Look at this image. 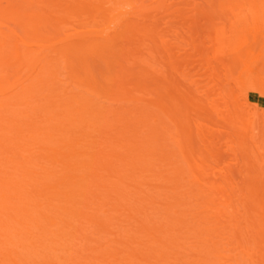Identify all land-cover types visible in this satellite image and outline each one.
Masks as SVG:
<instances>
[{
	"label": "bare ground",
	"instance_id": "bare-ground-1",
	"mask_svg": "<svg viewBox=\"0 0 264 264\" xmlns=\"http://www.w3.org/2000/svg\"><path fill=\"white\" fill-rule=\"evenodd\" d=\"M122 1L0 0V264H212L213 257H217V245H209L213 228L205 227V221L197 219L199 213H208L206 217L210 218L212 207L207 196L203 194L201 197L206 206L200 212L193 204L186 206L191 204L188 200L194 198L196 182L202 186V192L208 190L212 193L218 185L216 182L214 186L209 184L208 170L202 167L204 159L193 156L189 121L196 111L197 115L205 116V112L210 114L217 105L212 101L210 107H205L201 100L205 91H208L207 95L214 89L216 92L214 86H220L217 90L222 86L228 90L224 81L215 83L214 79L219 80L216 77L219 70H226V75L229 71L236 74L235 70L232 71L233 59L235 63L238 62L236 58L239 60V64H235L237 66L247 65L248 59L251 62L250 57H255L254 45L256 47L261 42H258L257 33L264 30V23L260 22L264 17V0H250L245 9L236 12V21L230 23L236 24L237 31L231 30L238 35L242 32H238L242 30L241 26L246 28L243 35L253 28L252 33L245 34V38L248 36L246 39L234 33L235 38L230 32L216 40L221 43L222 49L217 46L218 53H215L218 57L220 53L224 55L220 63L225 67L232 59V64L223 68L219 58L217 63L222 66L221 69L212 60L211 64L198 67V76H201L211 65L209 74L206 72L203 75L208 79L213 75L209 81L213 80L212 85L216 84L211 86V90L201 91L197 87L202 96L200 92L192 96L191 85L194 82L185 87L180 82L183 87L178 88L179 83L175 82L174 76L172 92L166 85L167 74L149 72L152 63L145 56V59L140 57L145 50L141 52L138 49L142 47L137 46L141 52L139 58L137 50L129 46L132 37L144 41L142 38L148 36L149 25L138 27L136 17L133 18L136 24L128 23L124 18L129 12L138 10L139 13L133 15L142 12V17L144 11L140 12V9H145V3H141L143 7L138 6L137 10L138 3H134L138 0H130L134 10L127 12L128 6L124 5L128 4V0ZM148 6L146 4V8ZM125 7L126 10H122ZM147 10L145 15L150 17ZM143 18L146 17L143 15ZM239 21L243 24L239 25ZM244 21L251 23L250 26L246 24L250 28L245 26ZM252 24H255L254 27ZM128 32V36L124 35ZM232 38H235V43L231 42ZM227 45L233 46L229 50L231 54L223 52L224 48L227 50ZM260 46L264 49V43ZM232 51H235L234 56ZM90 58L98 59L105 67V71L98 74L100 80L89 64ZM192 58L185 61L186 67L183 65L180 72L187 68L184 71H188L189 76L196 75V70H192L193 74L189 71L192 66L187 67L193 61V67H196L198 59ZM243 59H247L245 64ZM180 65L182 63H178ZM211 67L213 73L210 75ZM216 70L219 72L216 73ZM185 72L180 75L187 77ZM233 73L230 74L233 79L231 85L228 83L230 75L226 76L229 78L227 82L225 80L233 91L225 90L227 96L224 90H220L223 94L219 91L214 93L221 94L217 99L221 102L218 107L229 99L227 105L222 106L223 113H218L221 115L219 122L225 123V128H228L225 132L229 137L237 132L234 138L241 145L238 135L243 138L242 133L248 127L243 124L246 127L243 129L240 126L245 123L241 119L247 117L241 112L243 100L241 103L239 96L247 93L239 77L235 80L238 83H235L240 84V87L236 84L239 87L237 90L240 89L237 94H240L234 93L232 82L239 75L237 73L235 77ZM63 74L64 78H60ZM186 87L191 88L190 92L185 90ZM228 93L232 96L229 97ZM100 97L109 103L135 104L112 108L95 101ZM228 106L239 110L233 107L229 110ZM227 112L231 114L229 117ZM224 117L228 118L224 119L227 120L225 122ZM228 121L232 126L227 124ZM261 122L264 123V119ZM260 140L256 143H262ZM171 145L176 148L173 153H170ZM214 146L211 141L202 143L203 154L214 160L223 158L231 150L228 147L224 150L227 152H223L221 147L219 151V147ZM247 147L246 150L249 152L250 148L253 153L252 146ZM242 150L238 153L241 154ZM255 156L257 159L258 154L254 153ZM223 179L230 180L231 175ZM147 181H157L159 186L148 187ZM150 188L155 191L148 192ZM160 189H163L162 193ZM160 199L165 201L162 207L156 205ZM159 213V219L153 216ZM192 219L195 220L192 222ZM113 224L117 226L113 227ZM207 236L212 238L209 240ZM187 238L192 239L188 247ZM197 242L198 246L195 245ZM186 247L202 256L197 257L199 254L194 253L196 258L192 253L191 257L186 252L184 255L187 258L184 259V256L181 259ZM188 258L193 259L189 262Z\"/></svg>",
	"mask_w": 264,
	"mask_h": 264
},
{
	"label": "rangeland",
	"instance_id": "rangeland-1",
	"mask_svg": "<svg viewBox=\"0 0 264 264\" xmlns=\"http://www.w3.org/2000/svg\"><path fill=\"white\" fill-rule=\"evenodd\" d=\"M124 1H127V0H124ZM129 1L130 0L127 1L128 2V4L126 3L127 5L126 4L124 5L125 2L123 3L124 6H128L127 10H126V7L123 8L122 10H126L128 12L129 10L132 9L130 4H129ZM143 1L144 0H141V2H139V0H138V2H135L134 5L136 3H138L136 5L135 9L138 10V6L141 7L142 6L141 3L142 4L145 3V5H143V6H145L146 10L148 8L147 11H148V13L150 12L148 14V15H150V17L145 15L146 11H145L143 6H142L143 8L141 7L142 9H140V12H141V10L144 11L143 15H144V17H146L145 19L143 18V15H142V17L140 16L142 12L140 13V15L137 14L138 16L137 15L134 16L133 15L134 13L135 14L137 12L139 13V10L138 11L135 10L136 12H133L132 10H134V9L131 10L132 12H129L126 16H124V18H126L125 20H127L128 23L136 24L135 22L137 21L138 27H142V25L144 27H146L147 25H149V26H147V28H148L147 29L148 30L147 35L148 36L145 35L146 37L142 38V40L144 39V41H140L141 38L137 37L138 40H135L136 37H135V39H134V37H132L133 39L131 38L130 40H132L133 42L134 41H136V42H134V44H133V42L131 41L132 44L130 43V45H129L130 48L131 49L134 48L133 50L135 51V50H137V48L142 47V48H139L138 50H140L142 52V49H144L146 51L145 52L143 50L144 52H142V54L140 55L141 52L139 53V51L137 50V52L139 53V54H137V56L138 55H140V57L145 56V58H147L146 60L147 61L149 60L148 62L152 63V65L149 66V68H148L150 73L162 71L164 74H167L168 82L166 83V85H168V89L170 91L173 92V89H174L173 88L174 84H175V83H173L174 82V76L176 78L175 82L178 81V83H179L178 88H179V86L181 87L183 84L185 87V85L187 86L191 82L192 83L194 82L195 84H196V82L198 83L197 86L194 85V83L191 85L192 86L191 87L192 88V91H191L192 96H193V94L198 95L200 93H201L200 96H202L203 93L201 91L205 90L207 88H210V90H211V88H212L211 86L216 85V84L212 85L211 82H213V80L209 81V79L210 78L212 79V76H213V75H211L213 73V67H211L212 71L210 73L211 77L209 79L207 78V76H204V75H206V72L210 71L211 65H208V67H209L208 71L207 70L204 71L205 69H207L206 67L204 70H202V72L204 71L205 74L203 73L204 75L201 74V76H198V75H200L199 74L200 70L198 71L197 69L200 65L207 66V64H209V63L211 64V62H210L211 60L217 63V60L220 58L219 59V63H220V60L223 59L222 57H224V55L222 56V53H220L221 55H219V57L217 56L218 55L217 54L218 53L217 46L221 48V43H217L216 40H218L222 36V34H224V36L226 37L225 33H229V34L233 33L231 29L237 31L236 24H230V23H233L232 20L236 21V19H235L236 12H238V10L245 9L247 4H249L250 0H145L144 2ZM256 1H259V0H256ZM146 4L149 5L147 8H146ZM246 11H244V12H246ZM247 12L249 14V11H247ZM247 12H246V16L248 17ZM129 14H131V15H129ZM152 16H154L155 18ZM127 17L130 19V21H129V19H127ZM134 17L137 18L136 21L133 20ZM138 17L141 19H139ZM231 17H232V19H231ZM239 17H241V16H239ZM153 18L155 21L153 20ZM246 18H244V19H246ZM262 18H264V17H261L260 22L264 23V22H262V20H264ZM237 19H238V17H237ZM240 19H242V18H240ZM140 20H142V21H140ZM148 20L151 22V24H149L150 22ZM151 20H153V21H151ZM243 20H240V21L243 22ZM249 20H250V18H249ZM249 20H247V21H249ZM127 21H125V22H127ZM240 21L238 24L239 25L243 24ZM250 21L254 22L253 19H251ZM147 22H149V23L147 24ZM237 22H238V20H237ZM244 22H245L246 27L250 26V24H251V23L247 24L246 21H244ZM254 25L252 24V27H254ZM239 27H238V29H239ZM241 27H242V30H238V32L239 31L243 32L244 31L243 29H246V28H243L244 26H241ZM248 28H250V27H248ZM252 29L247 34L245 33V32H247L246 30L244 33L246 35H248V34H250V32L252 33ZM242 32H240V35L244 37V38L242 37L243 39H246L248 36L245 38V34L243 35ZM257 32H258V30L255 32V34ZM234 33H235V36H240V35H238L239 33L238 34H237V32H234ZM234 33L232 34L233 36H234ZM129 34L130 33L128 32V33H125L124 35L128 36ZM232 35H231V37H233ZM224 36H223V39H224ZM257 36H258V40H259L258 42H260V41L261 42L258 43V45L256 47L254 45V48H256V49H254L255 57H250V59L252 60L251 62L248 59V61L250 63L246 62V63H248L246 65L244 61L247 59H243L242 61H243V64H245V65H238L239 60H237V58H236L237 56L235 57L236 61H238V62H236V63H238L237 66L235 65L236 63L234 62L235 59H233V60L231 59L233 61L232 63H234V64L230 63L231 60L229 62L234 67V69H233V67L231 65L229 66L230 68L232 67V71L235 70L234 72H236V74L238 73L237 75H239L236 77V74L232 72L236 77V79H234V82H232V85H235L234 93L238 96L240 94V93L237 94V92L240 90V89L237 90L240 87V84H237L238 82L235 81V80H238V77L241 80V82L243 84V88L245 89V91L247 93V95L239 96V101L241 102L243 100L242 102L244 103L243 104L241 102L242 103L241 105H243V106H241V107L239 106V107H240V109H242L241 112L243 114L245 113L244 115H246L247 118L246 119H245V117L243 119L240 118L241 121L243 120V121H245V123H242L241 121H238V122L242 123L240 125L241 127L243 126V124H244V126L248 127V130L246 129L242 133L243 138H245V140L242 138V135H238L241 137V139L239 140V141H241V143H240L241 145H239V143L237 142L238 140L235 141V138H234L237 136V135L235 136V134L237 132H235V134H232L231 131L228 130V132L232 134L231 136L234 135L233 136L234 141H232L233 138H231V136L229 137L228 134H226V132H225L228 129V128H225V126H226V125H224L225 123L221 124L222 122L221 123L219 122L221 120L220 119L221 115L219 116L218 113H220L221 111H222L221 113H223V107L222 106L227 105L226 102L229 100V99L227 100V98H226L227 94L225 93V90L227 92H229V90H231L230 88H232V86L231 87L227 86L228 84L226 83L227 80L229 79L226 76H229L232 73H230V71L227 70V72L228 71L229 72L226 75V70L221 69V67L223 66L222 65L223 63L222 64L220 63L222 66H219L220 64L217 63V65L220 67L219 69H221V70L217 69V67L215 68V69L219 70L220 72L217 70L215 71L216 73L219 72L218 75L216 76L219 78V80H216V79H214V80H215V83L222 80V81H224L223 84L224 85L226 84V87L228 88V90L224 88L225 86L224 87L222 86L223 88L221 87L222 89L220 88V90H222V92L224 90V93L226 94V96H225V98L224 97L223 98L226 99L227 101L224 102L223 105H220L221 107L220 106L218 107V105L221 103L219 100H217L218 96H221V94H223V93H221L220 90H217V87H220V86H214L216 88V92L219 91L221 93L220 95H218L219 93L215 94L216 92H215V89L213 88L214 89L213 92L210 91L211 93L207 95L208 91H207V93L205 91L204 93L206 95L204 94L205 96L203 95L202 99L200 97V99L203 100V104L205 105V107H210V104L212 103V101L216 102V103L213 102L215 105L217 104L216 106H214L215 108L213 109V112L211 111L212 109H210V111H211L210 114H209V112H208V114L205 112L204 113L205 116H203L201 114H200L201 116H199V113L197 115V111H196V114H194L195 111L192 110V111H194L192 113L194 115H191L190 114L191 111L189 110L190 111L189 114L192 116V117H190V121H189V125H190L189 129L191 131V135H192V139H193V141H192L193 142V144H192L193 156L196 159L197 158L198 159H200V158L204 159V162H203L204 164L202 167H203V169L208 170V173H209V177H208L209 181L208 182H209V184L213 185L215 182H216V184H218V185H216L217 188L214 187L212 193H210V192H208L207 189H206L207 191L202 192V189H203L202 186L200 185V183L196 182L195 183L194 198L189 199L188 201H191V204L186 205L187 207H189L190 205L193 204V205H195L196 211L200 212L206 206L205 200L201 198L203 196V194H205V196H207L206 197L207 200L209 201V206L212 207L211 212H209L210 218L206 217L208 215V213H207V215L203 214V213H199L198 217H197L198 220L205 221L204 222L205 227L213 228V230L211 231V235L209 232H208L209 233L208 235L213 237V238L211 237L212 241H210V242L214 243V244H211L209 242L208 243H209V245H215L216 244L218 250L215 251V252H217L216 253L217 257H213L212 264H264V157H262V156H264V154H261L262 151H264V147H262V146H264V141L260 140V139H264V123L261 122L262 119H264V118H262V117H264V113H262V111H264V71L260 72L262 69H264V63L261 62V61H264V60H261V59H264V51H261L264 49H262L260 46L262 43H264V41H262V40H264V30L259 31V34L257 33ZM259 36H261V37H259ZM229 38H230V36H229ZM235 38H234V40L232 38L233 41L231 40V42L235 43L236 42ZM248 39H250V38H248ZM238 42L239 41H238V37H237V43ZM232 44L233 43H231L230 45H232ZM131 45H133V46L136 45V46L131 47ZM144 45H146V46H144ZM222 45H223V43H222ZM230 45H227L228 48ZM137 46H139V47H137ZM232 47L229 49L227 48L228 51L225 50L226 48L223 47L224 48L223 52L231 54V51L229 52V50L232 49ZM215 52H217V53H215ZM234 52L232 51L233 56H234V54H233ZM216 56H217V59L215 61L214 58H216ZM225 56H226V54H225ZM149 57L152 59H150ZM192 57H195L196 59H198L199 62L197 61L196 62L197 65L195 64L196 67H193V64L195 61H193V62L191 61L192 63L188 64L187 67L190 68V66H192L194 69H192V67H191L190 68L191 70H189V71L191 72L192 70L193 71L196 70L197 73H196V75L194 73V76H193V75H191V74H193V71H192V73L190 74L191 76H189V72L188 71L185 72L187 70V68H186V69H184L185 71L184 70L183 71L185 72V74L188 73L187 77L186 76L182 77L180 75V73L182 75H184L183 74L184 72L182 71L183 72L182 73L180 71L185 66L184 65V64H186L185 61H187V60L190 61V58H192ZM192 59L195 60L194 58H192ZM226 60H229V58ZM226 60L224 59V62H226ZM151 61H153V62H151ZM222 61L223 60H221V62ZM227 62L225 64H227ZM178 63H182V65H180L181 67L178 66ZM229 63H228V65H229ZM240 63H241V61H240ZM89 64L94 69L93 71H94L95 76H97L96 78L99 77L98 76L99 73H103L105 71V69H104L105 67H104L103 63L96 58H90ZM176 64L178 67H176ZM228 65H226L225 67L223 66V68H226ZM260 65L262 66V68ZM139 66H140V64H139ZM239 66H240V69H239ZM174 67L177 68L176 71H175ZM203 67L204 66H202L201 68H203ZM229 67L227 69H229ZM236 67H238V68H236ZM136 68H138V67H136ZM259 68H261V69H259ZM138 69H136V70H138ZM207 74H209V72ZM176 76H178V77H176ZM60 78H64V74ZM230 78H231V80H228L229 81L228 83H230V85H231V81L233 80L231 75H230ZM225 80H226V82H225ZM180 82L182 85L180 84ZM235 82H237V83H235ZM233 83H235V84H233ZM236 84L239 87L236 86ZM148 85H149V83H148ZM188 86H190V85H188ZM191 88L189 87L190 90H191ZM182 89H184V88H182ZM187 89H188V87H186L185 90H187ZM180 90H179V92H180ZM190 90H189V92H190ZM207 90H209V89H207ZM74 91H77V90L75 89ZM231 91H233V90H231ZM189 92H187V93H189ZM192 92H194V93H192ZM135 94H136L135 96H137L138 92L136 91ZM187 95H189V94H187ZM230 95L231 94H229V97H230ZM142 96L143 95H141V97ZM242 96L245 98H243ZM197 99H199V98H197ZM220 100H221V97H220ZM95 101L96 102L99 101V104L101 103V105L110 106L112 108H118L119 106L120 107H124V106L132 107L135 104V102H133L134 104H132V102L131 103L130 102H124V103L119 105L118 103L116 104L115 101L112 103L111 102L109 103L108 101H105V99L102 97L96 99ZM222 102H223V100H222ZM201 104H202V102H201ZM247 105H249V106H247ZM253 105L255 107L257 106V108H254ZM232 107L235 108V110L236 109L239 110V108H236L234 106H232ZM228 108H229V110L231 109L230 106H228ZM228 108H227V110H228ZM253 110H254V112H253ZM260 110H262L261 113H260ZM251 112H253V113H251ZM257 112H258V114L256 115ZM250 113L252 115L255 114L257 117H255L253 115L255 117L254 118L252 115H250ZM229 115H231V114H229ZM229 115L227 112V117H229ZM234 115L235 114L233 113V116ZM236 115H238V114H236ZM260 116H262V117L259 118ZM251 117H253L254 119ZM257 118H258V120H257ZM224 119H228V118L224 117L223 120ZM252 119L254 121H257V123L255 122L257 129H255L256 126H254V128H253L254 121L252 122L251 121ZM233 120H234V117H233ZM225 121H227V120H224V122ZM231 121H232V119H231ZM198 123H199V127L197 128L196 124H198ZM228 123H229V121L227 122V124ZM249 124H252V125H249ZM170 125H169V127L172 129V126H170ZM231 126H230V128H231ZM244 126H243V129L246 128ZM230 130H233V129H230ZM255 135L257 138L254 139ZM240 137H237V138H240ZM242 139H243V141H242ZM252 139H254V140L252 141ZM259 140L262 141V143L261 142H259V144L256 143ZM203 141L213 142V146L215 145L214 147H216V148L219 147V151H220V147H221L223 152H227L224 150H227L228 147L229 148L231 147V150H230L231 152L228 151L229 153L228 154L226 153V156H223V158H219L217 160L211 159L209 156L203 154V153H205V152H203V147H202ZM244 141H245V144H244ZM249 141L252 143H250ZM234 142H237L238 146H243L242 147L243 150L241 147H240L241 149L238 148L237 143H234ZM242 144H244V145H242ZM172 145H174V144H172ZM172 145H171L172 150H170L172 152H170V153H173L176 150V148H175L176 146L174 145L175 147H173ZM235 145H236V147H235ZM247 146H250V147L252 146L253 153L250 151V148H249V152H248V149L246 150V148H248ZM255 146H256V148H255ZM234 148H235V151L237 153L242 150L241 154L238 153V155L236 157L237 159L235 158V154H237V153L234 152ZM244 149H245V151H244ZM260 149H261V151H259ZM222 150H221V152H222ZM230 153L233 154L235 159L232 158V155ZM254 153H256V155L258 154L257 159H256V156L254 157ZM249 154L250 155L252 154V156H250ZM243 155H245V156H243ZM247 156L250 159L252 158L251 159L252 161L250 159H247L248 158ZM243 158L245 159V161ZM253 158L255 160H253ZM245 162L251 163V164L249 163V165H248V163H246L248 165L249 169H248L247 165L245 164ZM182 164H183V162H182ZM183 166L185 167V165H183ZM243 166L246 168H244ZM241 168H243V169H241ZM244 169H247V170H244ZM228 174L231 175V179L230 180H224L223 179L224 176H226ZM147 182L148 183L146 185L148 187L154 188L155 186H159L157 181H151V182L147 181ZM142 187H144V185ZM152 188H150L147 191L148 192L155 191V189H152ZM160 192L162 193L163 189H160ZM158 201L159 202L156 203V205L159 207H162L165 201L162 199H160ZM188 201H186V202L188 203ZM196 211L194 210V212H196ZM159 215H160V213L154 214L153 216L158 218ZM187 217H189V216H187ZM189 218H188V220L190 221L191 219H189ZM193 220H195V219H192V222H193ZM115 226H117V224L114 225L113 227H115ZM219 233H220V235H219ZM97 236H99V235H97ZM210 236L209 237L207 236L209 240L211 239ZM102 239H100V240H102ZM190 241H192L191 238L186 239L187 247H188V244ZM215 242H217V243H215ZM195 245L198 246L199 243L197 242ZM187 247H186V249H187ZM185 250L183 251V253H181V255H182L181 259H183V257L185 256L184 253H186V252H187L186 254L188 256H189V254L191 256L192 253L193 254L196 253V251H194L193 249H191V250L187 249L186 251ZM193 254H192V256L196 257L197 253L194 255ZM200 255L202 256V254H199V256H197V257H201ZM210 255H212V254H210ZM214 255H215V253H214ZM218 255H220V256L218 257ZM25 258H26V256H25ZM186 258H187V256L184 257V259H186ZM188 259H189L188 261L190 262V261H192L193 258H188ZM183 261L184 260H182V262ZM188 261L185 260V262H188ZM190 264H195V263L190 262Z\"/></svg>",
	"mask_w": 264,
	"mask_h": 264
}]
</instances>
